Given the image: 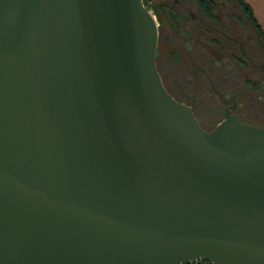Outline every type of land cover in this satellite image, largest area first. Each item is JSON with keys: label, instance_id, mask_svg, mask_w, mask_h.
<instances>
[{"label": "water", "instance_id": "obj_1", "mask_svg": "<svg viewBox=\"0 0 264 264\" xmlns=\"http://www.w3.org/2000/svg\"><path fill=\"white\" fill-rule=\"evenodd\" d=\"M144 0H0V264H264V128L165 88Z\"/></svg>", "mask_w": 264, "mask_h": 264}, {"label": "flooded vegetation", "instance_id": "obj_2", "mask_svg": "<svg viewBox=\"0 0 264 264\" xmlns=\"http://www.w3.org/2000/svg\"><path fill=\"white\" fill-rule=\"evenodd\" d=\"M152 1L144 0L147 7ZM227 1L229 16L218 13L214 0H174L169 22L156 20L163 84L208 132L228 115L264 128V40L237 3Z\"/></svg>", "mask_w": 264, "mask_h": 264}, {"label": "rangeland", "instance_id": "obj_3", "mask_svg": "<svg viewBox=\"0 0 264 264\" xmlns=\"http://www.w3.org/2000/svg\"><path fill=\"white\" fill-rule=\"evenodd\" d=\"M173 1L174 0H153L152 5L151 4L148 5L150 10L155 15L158 23H159L160 19H162V22H164L165 25L167 24V22H169L170 14L172 13L171 3ZM188 1H193V0H188ZM214 1L217 3L218 13L226 14L227 16L230 15V13L232 12V8H230L231 6L229 4V1H227V0H214ZM157 8H158V15L156 14ZM242 81H243V79H242Z\"/></svg>", "mask_w": 264, "mask_h": 264}, {"label": "trees", "instance_id": "obj_4", "mask_svg": "<svg viewBox=\"0 0 264 264\" xmlns=\"http://www.w3.org/2000/svg\"><path fill=\"white\" fill-rule=\"evenodd\" d=\"M237 5L240 7L243 14L249 19L252 26L260 33L264 40V31L261 27V25L257 22L254 13L252 11V8L250 5L243 0H234ZM208 3V1H206ZM209 4V3H208ZM206 12L210 17H214V8L209 4V6L206 8Z\"/></svg>", "mask_w": 264, "mask_h": 264}, {"label": "crops", "instance_id": "obj_5", "mask_svg": "<svg viewBox=\"0 0 264 264\" xmlns=\"http://www.w3.org/2000/svg\"><path fill=\"white\" fill-rule=\"evenodd\" d=\"M252 8L257 22L261 25L264 31V0H243Z\"/></svg>", "mask_w": 264, "mask_h": 264}, {"label": "built area", "instance_id": "obj_6", "mask_svg": "<svg viewBox=\"0 0 264 264\" xmlns=\"http://www.w3.org/2000/svg\"><path fill=\"white\" fill-rule=\"evenodd\" d=\"M185 264H215L207 259H199V260H195V261H190L188 263Z\"/></svg>", "mask_w": 264, "mask_h": 264}]
</instances>
